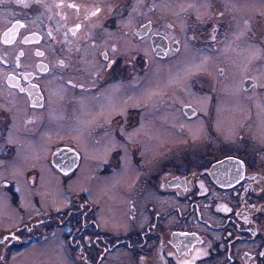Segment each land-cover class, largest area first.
<instances>
[{
  "label": "flooded vegetation",
  "instance_id": "af4514ba",
  "mask_svg": "<svg viewBox=\"0 0 264 264\" xmlns=\"http://www.w3.org/2000/svg\"><path fill=\"white\" fill-rule=\"evenodd\" d=\"M141 1L138 4L136 0H39V2L37 0H3V3H0V15L4 21L0 24V64L2 67L10 68L4 74V82L12 90L23 95L28 104L36 109H44L48 102L47 91L41 81L46 76L60 77L61 80L69 83L68 85L76 87L77 93H86L87 96L83 99L86 104H97L102 98L104 86L118 82L119 75L123 73L128 78V75L137 67H143L140 71L146 72L150 67L151 59L154 60L152 66H155L157 78H161L163 76L161 71L170 61L169 56L179 54L182 50L185 42L180 35L183 34L188 41L186 43L192 49L194 48L193 50L207 55L224 56L211 57V62L209 61L206 67H199L200 71L189 78L187 89L199 97H206L209 96V87H215L220 94L209 96L210 99L205 100L211 105L214 97L217 101H221L224 94L229 92L225 88V82L231 77H234L236 81L238 78L236 85L241 89L242 98L240 99L252 100L253 103L256 100V107L253 106L254 110H248L246 106L243 110L239 109L235 115L240 117L238 119L232 116L230 135H227L225 130L219 131L216 117L209 124L210 107L208 113L191 101H184L177 105L182 117L188 122L194 120L199 128L201 123L204 126L207 124L208 130L214 135V137L209 135L205 141L209 151H214L215 138H219L220 134L226 137H220L221 148L214 152L220 154L208 155L207 162L198 165V168L190 171L187 167V169L178 168L175 174L159 179L158 187L161 197L164 200L169 199V201H162L169 204L163 206L166 209H157L155 204L148 206V215L151 216L153 223L152 228L144 226L143 230L125 232L127 229L122 231L121 228L114 230L104 227L97 213L99 205L93 202L90 196L82 193V198L87 203L85 205H89L90 210L82 209L85 208L83 201L79 203L78 208L73 210L68 208L65 211L67 227L59 233L62 235V246L64 245L66 250V261L76 262V264H264V255H261L264 253V146L256 147L257 143H264V139L257 141L259 137H256L255 132L259 127L264 132V120L261 121L264 119V110L263 116L259 115L260 109H264V14H262L264 0H255V14L250 8L252 0H237L240 9L236 8L234 14L238 21L233 19V15H228L226 9L219 8L221 0H208L202 10L187 9L190 1L180 0L182 4L186 3L183 7H187L181 15L185 23L182 30L184 33L180 31L179 24L173 20L174 15L170 16L156 9L157 3L163 2L174 12L175 6H178L175 0ZM138 5L145 8L147 12L151 8L153 14L144 19L139 18L137 22L130 25L131 29H128L121 24L120 19L126 20L134 6L138 7ZM246 9L249 12L246 16V26L240 37L233 27L241 22L240 16ZM208 11L209 14H207ZM166 16L169 17L166 18ZM130 18L132 19L133 16L131 15ZM119 22L120 25H118ZM117 27L125 32L130 31L134 41L142 42L148 39L153 55L146 54L147 52H136L132 59L127 58V53L121 50V45H118L121 42L110 35L112 32H117ZM230 37L232 43L239 49V55L235 57H230V48L228 43L226 44ZM225 40L226 51L224 52ZM202 59L192 57L189 61L196 63L197 60L201 62ZM213 60L218 65L212 63ZM234 63L242 66V71H238L237 76L229 71V66ZM91 69V76H88V70ZM67 70L70 73L69 77L65 76ZM72 70L77 71L72 73ZM215 70L219 78L215 75ZM118 71L121 72L118 73ZM202 73L203 77L211 79L209 84H203L204 82L201 81ZM72 74L79 77L77 79L79 82ZM87 78L90 79L89 83L83 81ZM181 89L182 87L177 86V99L184 97ZM93 96L96 100H92ZM241 100L237 101L241 103ZM127 105L126 102L123 108ZM133 109L126 107L124 113L114 112L119 109L112 110L111 113L114 112V116L110 127L117 129L124 125L126 129L137 128L139 122H135L132 117L142 113L143 109L137 108L135 113ZM240 111L245 113L239 114ZM11 112V109L0 105L2 129L9 127L12 119H15ZM99 116L95 118H102ZM26 119L34 118L29 116ZM123 119L126 122H123ZM43 125L48 128L45 122ZM251 126L254 129L251 137H248L245 129L249 130ZM159 128L152 126L149 128L153 133L159 131L148 140V145L156 151L162 143L164 144L166 140L169 142L172 137L171 134L168 135L165 130ZM199 128L192 127L193 137L185 142L186 145L197 142L195 136H198L196 134ZM113 132L118 139L126 141L121 132H117L118 134L115 130ZM2 133H0V144H2L0 161L11 163L20 153L23 160L29 159L26 155L31 149L26 145H29L28 140L33 138V131L27 129L22 131L23 140L15 134L16 138L21 140L18 145L7 142L6 133ZM98 135L99 132L95 128L93 136L97 142L100 139ZM233 135L236 136L235 140L232 138ZM40 136L41 134L36 140H41ZM126 138L131 140V137L127 135ZM26 141L28 144H25ZM155 141H159L157 145ZM251 143L254 145L248 147ZM47 146H49L46 150L48 171L57 175L58 183L65 186L71 176L79 171L84 160V152L67 141L49 143ZM128 146L131 167L137 171H144L146 169L144 164L147 162L144 161L142 146L140 143H128ZM123 155L122 148L113 149L108 160L103 161L104 164L102 162L106 170L100 168L99 173L103 171L105 174H111L122 171L125 176L127 170H120ZM94 156L97 157L98 153ZM30 161L29 167L25 164L24 177L26 180L29 178V185L42 186L41 174L44 169L41 162L37 158ZM89 163L94 165L95 159L92 160L88 156L87 164ZM5 164L0 163L1 170L8 169L4 167ZM10 175L11 173L5 174L3 178L0 176L1 188L14 191L17 180L10 178ZM35 196L37 198V195ZM12 204L15 207L18 206L15 203ZM210 208L211 214L221 221L214 223L210 218L203 217V212ZM88 214L91 217L87 222ZM36 215V212L30 213L24 216L16 226L1 228L0 249L7 246L27 247L33 241L42 245L47 238L57 235L50 229L52 227H49L48 223H42L47 220L46 217L38 218ZM177 215L179 222L169 225L165 222L168 217L173 218ZM59 218H62V215ZM202 224L206 226V230L201 227ZM34 226H42V230L35 229ZM216 230L221 232L217 238L212 236V232ZM24 237L28 239L25 240ZM111 253H114L115 259H110Z\"/></svg>",
  "mask_w": 264,
  "mask_h": 264
},
{
  "label": "rangeland",
  "instance_id": "374dc122",
  "mask_svg": "<svg viewBox=\"0 0 264 264\" xmlns=\"http://www.w3.org/2000/svg\"><path fill=\"white\" fill-rule=\"evenodd\" d=\"M179 1L180 0H175V4L178 3V6H175L174 12L170 6L167 7L163 2L157 3L156 9L164 11L165 14L170 16L174 15L175 18L172 19L179 24L180 31L184 33L182 30L184 29L185 23L181 15L187 7H183L186 3L182 4ZM187 1H190L187 9L199 8V10H202V8L208 3V0ZM141 2V0H136V3L138 4ZM251 3L252 6L250 8L255 14V0H252ZM219 5V8L223 7L226 9L228 15H233V19L238 21L234 14L236 8L240 9L237 0H221ZM149 10L150 11L147 12V10L140 5H138V7L134 6V9H132L131 12L133 23L130 18L131 15H129L126 20L120 19V22L122 25L128 27V29H131L130 25L137 22L139 18L144 19L152 16L151 13L153 14V10L151 8ZM210 10L212 11V8H210ZM209 11L207 14H209ZM253 11H251L252 15ZM248 12V9L242 11V15L240 16L241 22H238V24L234 26L235 28L233 27V29L239 33L240 37L242 36L244 26H246V16L248 15ZM262 14H264V12ZM167 17L169 16H166V18ZM164 21L163 18V22ZM3 22V17L0 15V24ZM120 22L118 25H120ZM117 29V32H112L110 35L115 37L116 41L121 42L118 45H121V50H124L127 53V58L132 59L136 52H147L146 54L153 55L151 48H149L150 45H148L150 44L148 39L142 42L134 41L132 40L133 34L130 31L125 32L118 27ZM180 36L182 37V41L185 42L182 45V50L179 54L169 56L170 61L165 65V69L161 71L163 75L161 78H157L154 69L155 66H152L154 65V60L151 59L150 67H148L146 72L140 71L143 67H137L133 73L128 75V78H126V75L123 73V75H119L118 82L109 83L104 86L103 88L105 90L102 92V98L97 104H86V102L83 101L87 96L86 93H77L75 90L76 87L68 85L69 83L61 80L60 77L58 78L57 76H54L53 78V76H46L42 78L41 81L44 83V87L47 91L48 102L44 109L33 108L28 104L23 95L15 92L6 85L4 82V74L10 68L2 67L0 64V105L11 109L13 112L11 113L15 117V119H12V123L9 127L5 129L0 127V133H6L7 142L18 145L21 141L19 139H24V135L21 133L22 131L27 129L34 132L33 138L31 137V139L28 140L29 145H26V147L31 149L30 152L27 151L28 155H26L27 152L25 154L29 159L23 160L20 157V153L17 159L11 163L0 161L2 164L6 163L4 167L8 168L7 170L0 169V176L3 178L5 177V174L11 173L9 177L17 180L15 182L16 187L13 189L15 192L12 191V189L1 188L2 183H0V229L16 226L22 221L24 216L36 212L38 218H47V220L42 223H48L49 227H52L50 229L54 230L55 234H57L47 238L42 245L33 241L27 247L7 246L4 249H0V264H76V262L66 261V250L64 249V245L62 246V235L59 233L62 229L67 227L65 224V211L68 208L69 210L78 208L80 207L79 203L81 201L84 202L82 193L86 196H90L91 199H93V202L99 205L97 213L100 216L104 227L114 230H116L115 228H121L122 231L127 229L125 232L129 230H143L144 226L152 228L153 223L151 216L148 215V206L150 204H155L158 207L157 209H166L163 208V206L169 204L168 202L162 201L164 199L161 197V192L158 187V183L160 182L159 179L168 178V176L175 174L178 168L184 169L187 167L189 168V171L198 168V165H203L207 162L208 155L220 154H215L214 152H217L218 148H221L220 137H224V135L220 134L219 138L213 140L214 151H209L208 144L205 141L208 139L209 135L212 137H214V135L208 130V127L206 126L207 124L204 126L200 122L201 127L199 128V125H197L194 120L188 122L187 119L182 117L177 105L184 101H191L196 105L198 104L203 111H208V113L210 107L209 124L216 117L218 122L216 124L218 125L219 131L225 130L226 134L230 135V128L232 127V121L230 119H232V116L239 119L240 115H235L238 113L239 109L242 108L243 110L246 106L248 110H254L253 106L256 105L257 101L255 100L253 103L252 100L242 101L240 99L242 98L241 89L236 85L238 84V78L236 81L234 77H231L225 82V88L228 89L229 92L224 94L222 100H219L220 102L217 101V98L215 99V97L211 105L208 101H205L209 96H218V94H220L215 87H209V96L207 95L206 97H199V95L191 93V91L187 89V87H189V78L200 71L199 67H206L209 61L211 62V57L218 58L224 56L207 55L203 54L201 51L193 50L194 48L192 49V47L186 43L188 41L185 36H183V34ZM225 42L226 40L223 44L224 52L226 51ZM227 43L230 48V57L239 55V49L236 44L232 43L231 37L226 44ZM192 57L203 59L201 62L200 60H197L196 63H192L189 61ZM81 61H83V59H81ZM175 61L178 63L175 64ZM235 62L237 61L235 60ZM238 62L240 61L238 60ZM141 63H144V61H141ZM212 63L217 64L214 60ZM160 68L161 65L159 69ZM76 71L77 70H72L71 72L75 73ZM202 71L206 72V70ZM229 71L231 74L237 76L238 71H242V66L237 63L231 64L229 66ZM120 72L121 71H118V73ZM91 73L92 69L88 70V76H91ZM211 73H213V71H211ZM69 75L70 73L67 70L65 76L69 77ZM215 75L217 76L216 70ZM72 76L78 81L77 79H79V77L74 76L73 74ZM201 78H203V80H201L204 82L203 84H209L211 82V79L203 77V73L201 74ZM83 81L89 83L90 79L87 78ZM177 86L182 87L181 92L184 97L181 99H177ZM206 87L208 88V86ZM121 90L124 91L122 92ZM171 98H173V100H170ZM92 100H96V97L93 96ZM237 100H241V103ZM126 102L128 104L126 107L134 108L133 113L137 111V108L143 109L142 113L132 117L135 122H139L137 128L126 129L124 125L119 126L117 129L110 127L114 112L124 113L126 111V107L123 108ZM242 102H244V104H242ZM115 109L119 110L114 111ZM112 110L114 111L113 113H111ZM263 110L264 109L262 108L260 109V116H263ZM240 113L243 114L245 111H240L239 114ZM90 115L91 117H89ZM97 115H100L99 117L102 118L96 119L95 116ZM29 116H32L34 119H26ZM225 116L229 117L225 119ZM263 120L264 119H261L262 122ZM26 121H29V123H26ZM43 122L46 123L48 128L44 127ZM123 122L126 121L123 119ZM151 126L160 127L159 129L165 130V133L168 135L171 134L170 136H172L169 139V142L167 140L164 142L163 140L164 144L162 143V146L159 148L156 147L158 148L157 151L156 149L152 150L151 146L148 145L149 137H152L159 132L157 131L153 133L152 130L149 129ZM192 127L193 129H195V127L199 128L196 134L198 136H195L197 142L191 144H188L187 142V144L190 145L188 146L185 142L189 140L190 137H193L192 133L194 131L192 130ZM95 128H97V131L99 132L98 136H100L98 142L94 140L93 136ZM253 129V126H251L249 130L245 129L249 135L248 137H251ZM114 130L116 133L121 132L126 141L124 142L118 139L114 135ZM255 132L256 137H259L257 141L264 139V132L261 127H259L257 131L255 130ZM15 134L20 138H16ZM40 134L41 140H36ZM126 135L131 137V140H129V138L127 139ZM26 137L29 138V136ZM232 138L235 140L236 136L233 135ZM60 141L72 143L84 152V160L79 169L80 173L83 175H81L79 171H76L65 186L62 184L61 186L60 183H58L57 175H53L48 171V164L46 161V150L49 147L47 145L49 143ZM216 141H218V143ZM157 142L159 141H155L156 145L158 144ZM182 142L185 143V145H182ZM26 143L27 141L25 144ZM128 143H140L142 146V154L145 156L144 161L149 163L144 164L146 166L144 171H137V169L131 167V159L128 155ZM257 144L256 147L264 146V143L261 142ZM1 145L2 144H0V149L2 148ZM21 145L23 144L21 143ZM253 145L254 143H251L248 147H252ZM18 148H20V146ZM29 148L28 150H30ZM115 148H122L124 151L125 160L123 155L121 163L122 168L120 170H127L125 176L122 171H115L111 174H105L103 171L99 173L100 168L101 170H106L103 167V164L108 160L111 151ZM20 151L22 152V150ZM36 151H38V153H36ZM96 153H98L97 157L94 156ZM88 156L92 160L93 158L95 159L94 165H91L90 163L89 165L87 164ZM34 158H37L41 162V166L44 169L41 174L43 185L39 187L29 185V178L26 180L23 173L25 168L31 165L28 164L31 162L30 159ZM150 159H152V161H150ZM167 161L169 162L167 163ZM25 164H28V166L25 167ZM37 164L40 166L39 163ZM33 195H37V198L36 196L34 198ZM11 201L18 206L15 207ZM164 201H169V199ZM83 204L85 205L87 203L84 202ZM21 208L24 209L21 210ZM82 209L90 210V207L89 205H85V208L83 207ZM115 213H117V215ZM203 213V217L210 218L214 223L221 221L211 214V208ZM60 215H62V218H59ZM90 217V214L86 216L87 222L90 220ZM79 220H81V218H79ZM176 221H178V215L173 218L168 217L165 220L168 225L173 224ZM123 225L125 226L123 227ZM34 227L38 230L42 228V226ZM201 227L205 230L207 229L203 224ZM220 233V231L216 230L213 231V235H211L217 238ZM24 239L27 240L28 237H24ZM113 254L114 253L109 254L110 259L114 258Z\"/></svg>",
  "mask_w": 264,
  "mask_h": 264
},
{
  "label": "snow or ice",
  "instance_id": "6c2138e0",
  "mask_svg": "<svg viewBox=\"0 0 264 264\" xmlns=\"http://www.w3.org/2000/svg\"><path fill=\"white\" fill-rule=\"evenodd\" d=\"M37 2H39V0H37ZM0 3H3V0H0ZM261 255H264V253H261Z\"/></svg>",
  "mask_w": 264,
  "mask_h": 264
},
{
  "label": "water",
  "instance_id": "95a60500",
  "mask_svg": "<svg viewBox=\"0 0 264 264\" xmlns=\"http://www.w3.org/2000/svg\"><path fill=\"white\" fill-rule=\"evenodd\" d=\"M74 164H75V162H74Z\"/></svg>",
  "mask_w": 264,
  "mask_h": 264
}]
</instances>
